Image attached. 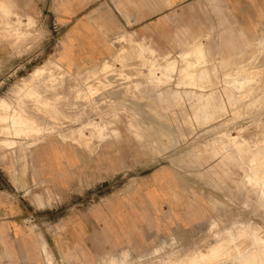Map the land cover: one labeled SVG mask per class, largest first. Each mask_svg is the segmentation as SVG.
Wrapping results in <instances>:
<instances>
[{
	"label": "rangeland",
	"instance_id": "obj_1",
	"mask_svg": "<svg viewBox=\"0 0 264 264\" xmlns=\"http://www.w3.org/2000/svg\"><path fill=\"white\" fill-rule=\"evenodd\" d=\"M13 1L32 19L23 20L20 40L13 42L3 27L16 24L0 9V117L18 121L17 135L0 124V192L28 205L37 253L21 255L10 246L5 264H30L32 258L43 264L40 243L53 264H157L172 252L189 255L194 245L210 246L211 264H230L227 259L237 256L238 262L258 251L264 240V0L248 1L251 14L241 29L229 16L225 33L213 18L209 38L193 41L206 53L199 66L179 56L185 44L131 34V43L112 42L106 57H116L77 70L59 59L58 0ZM134 42L156 54L150 59L140 49L132 55ZM53 60L76 76L71 92L67 81L58 88L68 104L44 93L53 81L42 82L40 70ZM105 95L120 121L103 116ZM200 105L205 119L198 108L192 112ZM112 125L119 137L105 140L104 127ZM46 141L73 162L67 170L63 165L62 177L44 172L40 152L33 160L30 143ZM213 150L234 162L222 152L210 155ZM232 224L247 235L230 237L234 254L227 247L214 253L221 231ZM121 249L127 252L117 255Z\"/></svg>",
	"mask_w": 264,
	"mask_h": 264
},
{
	"label": "crops",
	"instance_id": "obj_2",
	"mask_svg": "<svg viewBox=\"0 0 264 264\" xmlns=\"http://www.w3.org/2000/svg\"><path fill=\"white\" fill-rule=\"evenodd\" d=\"M248 1L58 0V16L62 26L59 38V59L62 65L70 66L71 70H77L79 66L85 63L91 64L100 59L102 61L108 57H116L112 55L106 57L111 53L112 42L118 38V40H125L131 43V39L127 35L132 34L145 37L151 36L157 41L167 43L171 41L172 45H178V48L185 44V50L180 51L179 56L181 58L192 57L194 58L193 64L199 66L204 63L202 58L206 53L198 41H193L209 38L213 18L221 23L223 28H225V33L228 31L229 16L232 20L231 22L236 23L241 29L242 23L245 21L244 17L248 18L251 14ZM0 9H7L10 13L8 18L18 26L11 24L13 28L3 27L4 38L8 39V37H11L14 42L19 38L23 20L27 21V19L32 18L26 11L16 9L13 0H0ZM5 22L6 20H3V23ZM224 38L228 39V36L225 35ZM134 46L144 51L149 58L156 54L151 48L142 43L134 42ZM161 59L168 61L167 55L162 56ZM44 68L50 82L53 81V83L44 87V93L50 92L54 96V99H50L51 101L68 104L71 101L70 97H68L67 93L58 91V88L65 86L67 81L68 93L71 92L78 85L77 82L73 81L76 76L63 70L56 61L49 63ZM54 70L61 71L63 75L55 77L53 74ZM91 71H94V69ZM88 73L90 72H86L85 75L87 76ZM78 75L80 73H77ZM145 91L148 96L151 95V92ZM197 108L200 110L197 112L204 115L202 118L205 119L207 117L206 107L202 105L196 106L192 112L194 113ZM195 114L194 117H196ZM194 117L192 116V118ZM92 128H94L93 124L91 125ZM98 129L102 130L101 126H96V130ZM104 129L105 140L119 137L118 125L106 126ZM40 143L42 142L30 143V146H33V160L37 157V146ZM44 143L47 146L44 145L38 150L40 158L43 160L44 172L53 171L59 177H62L63 165L66 170L67 167L73 165L70 156L64 153L63 155L56 153L59 151L52 147L51 141ZM91 146L93 148L92 144ZM50 150L57 155L52 161L49 160ZM220 152L213 150L210 155L219 154ZM224 155L227 156L228 161L234 162L228 153ZM28 208V205L22 203L20 199L8 195L7 191L0 192V264H5L4 256L6 254L10 255V246L15 249L18 247L21 255H31L32 257L36 255L35 240L30 234V228L26 221L29 216ZM74 237L75 239L78 238V236ZM124 252L127 251L121 249V251L117 252V255ZM34 259L32 258L30 264H34Z\"/></svg>",
	"mask_w": 264,
	"mask_h": 264
},
{
	"label": "bare ground",
	"instance_id": "obj_3",
	"mask_svg": "<svg viewBox=\"0 0 264 264\" xmlns=\"http://www.w3.org/2000/svg\"><path fill=\"white\" fill-rule=\"evenodd\" d=\"M22 27V26H21ZM195 44V43H194ZM133 47V46H132ZM138 50H140L139 48L137 49H135V50H133L132 52H131V54L132 55H134V54H139V52H138ZM189 59H190V57H189ZM193 60V59H192ZM105 64H102V68H103V66H104ZM112 68V66H109V68ZM105 68V67H104ZM103 68V69H104ZM103 69H101V70H103ZM40 72H41V76H42V82H45L46 80H48L49 81V77H47V75H46V73H45V70L43 69V70H40ZM154 81V80H153ZM147 82H149V80L147 81ZM155 82V81H154ZM91 98V97H90ZM89 98V99H90ZM107 98V99H106ZM111 99V98H110ZM110 99H109V96H107V95H105L99 102H101V103H106V105H105V109H104V114L105 115H103V116H107V118H109L108 120H113V122H116V121H120V119L115 115L116 113H114L118 108L115 106V104H113V103H115L114 101H110ZM90 101V102H89ZM88 102L90 103V104H92L93 102H97V101H95V100H93V99H91V100H89ZM120 109H123V108H120ZM44 110V109H43ZM46 110V109H45ZM48 112V111H47ZM110 112H112L113 114H109ZM107 118H104V117H101L100 118V120L101 119H107ZM6 124L5 126L6 127H3V130L4 131H7V130H9V128H8V126H10V127H12V133L14 134V135H17V132H18V126H17V124H18V121H17V118L16 119H14V118H10V119H7L6 117H0V124ZM92 123V122H91ZM91 123H89V124H86L85 126V128L86 129H89V126H90V124ZM102 124H99V123H97V126H101ZM24 126V125H23ZM135 126V125H134ZM64 128V127H63ZM62 128V126H61V129H63ZM72 129H76V128H72ZM77 130V129H76ZM98 133H100V129H98V130H96ZM136 131V130H135ZM141 131V130H140ZM138 134H139V132H137ZM67 136V135H66ZM73 136V135H72ZM137 136V135H136ZM139 136V135H138ZM6 141H8V140H6ZM80 141V140H79ZM81 142V141H80ZM152 142V141H151ZM3 146H5V147H7L6 145V142H5V140L4 141H2V143H1ZM83 144V143H82ZM43 145H46V143H44V142H42V143H40V145H38L37 146V153H38V150L39 149H41V146H43ZM10 146H12V145H10ZM47 146V145H46ZM84 147V146H83ZM49 155H50V158H49V160H53V159H55L56 157H57V155L55 154V152L54 151H52V150H50V152H49ZM263 156V155H262ZM262 156H261V158H262ZM33 157H34V155H33ZM258 158V157H257ZM257 158H256V160H257ZM259 158H260V156H259ZM258 158V159H259ZM255 160V161H256ZM262 160V159H261ZM259 161V160H258ZM258 163V162H257ZM261 164V163H260ZM254 166H256V165H254ZM257 167H258V165H257ZM262 167V166H261ZM261 167H260V169H261ZM253 168H251V171H252V173H253V170H252ZM259 169V168H258ZM258 169H257V171H258ZM256 170V168L254 167V171ZM264 170V169H263ZM251 173V172H250ZM257 173V172H256ZM256 175H261V174H256ZM254 176V175H253ZM262 176V175H261ZM264 177V176H263ZM246 182L248 183V185H249V188H250V190L251 191H256V187L253 185V183H249L247 180H246ZM258 182V181H257ZM261 183H262V185H263V191H262V200H263V203H262V201L260 200V205L261 206H263L264 207V178H263V180L261 181ZM260 198V199H261ZM260 211H262V210H260ZM213 224V223H212ZM234 225L232 224V226L228 229V228H224L222 231H221V236H222V238L218 241V242H216L215 244H214V248H213V250H214V253H221L222 251H223V249H225L226 247H227V249H228V251H229V253L230 252H233L232 250H233V247H229V246H227V245H229L228 244V242H230V237H233V236H235V237H237V236H240V235H247V229H243L244 227H242V228H238V227H233ZM239 226V225H238ZM241 226H243V225H241ZM210 227H212L213 228V225L212 226H210ZM255 226H253V225H250V228L252 229V228H254ZM211 228V229H212ZM209 230H210V228H209ZM214 233V232H213ZM217 233H219V232H217ZM214 235H216L215 233H214ZM203 241V240H202ZM264 244V240L263 241H261L260 242V249L258 250V251H253L252 252V250H251V253H248V254H246L245 256H244V258L241 260V261H238V262H234L233 260H234V258H236L237 256H234V257H232L231 259H227V261H230V264H259L260 262H264V253H263V251H264V249H262V247H261V245H263ZM40 249H41V252H42V254H43V259H44V263L43 264H53L52 263V261H51V259H50V257H49V255L45 252V250H44V246L40 243ZM193 250L195 251V253H196V255H197V257L199 258V256H202V255H207V257H208V260H205V259H203L202 261H199L198 259H197V257H195V255H194V252H193ZM229 253H227L228 255H229ZM210 254H211V250H210V246L209 245H202V246H200V247H197V246H193V248H192V252L189 254V255H183V256H178V252H172L171 254H165V256H164V259H158V262H157V264H208V263H213L214 262V259L210 256ZM233 254H234V252H233ZM212 255V254H211ZM173 257V258H172ZM241 259V258H240ZM210 263V264H211Z\"/></svg>",
	"mask_w": 264,
	"mask_h": 264
}]
</instances>
